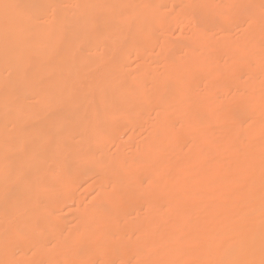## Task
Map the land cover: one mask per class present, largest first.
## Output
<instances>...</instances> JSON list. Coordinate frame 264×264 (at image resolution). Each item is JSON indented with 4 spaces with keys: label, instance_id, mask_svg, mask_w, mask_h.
I'll list each match as a JSON object with an SVG mask.
<instances>
[{
    "label": "bare ground",
    "instance_id": "bare-ground-1",
    "mask_svg": "<svg viewBox=\"0 0 264 264\" xmlns=\"http://www.w3.org/2000/svg\"><path fill=\"white\" fill-rule=\"evenodd\" d=\"M164 1L165 0H140V2H139V0H138L137 2H139V4L138 3L134 4L133 3V2H135L134 0L132 3L129 0H111V2L109 4L104 1L106 3L105 4V3H103V0H0V199L2 200L3 198H5V200H6V202H3V204H0V236L2 234H3V236L9 234L8 239H9L10 243H8L9 241L4 243L5 244L4 246H7L6 244H8L7 247L10 248L9 253L12 252V250H13L12 248H15L14 250H16V247L22 246L23 243L26 242V240L28 242H30L31 244L35 245L33 248H31V247L28 248L27 247L28 245L24 243V246H26V247L24 248L22 246L23 247L22 248V254H20L21 250L18 247L17 249H19V251L17 252V251L13 250V252H14V253L12 252L13 257L10 255L11 260L9 258L8 250L6 251L7 253L6 252H3V254L0 253V255H1L0 258L1 257L4 258V254L5 253L7 254V256H5L6 259L5 258L3 260L0 259V261L2 263L4 262V264H8V263H11V264H38V263H40V264H75L76 263L77 264V262H78V264H79L81 260L82 261H83V259L85 260V258L87 257L86 255H90L88 257H91L90 259L93 260V258L100 255V252H97V251H99L102 247H103L102 249H105V248L110 246V250H108V255H106L104 257V259H109V258L111 259L110 256L112 255L114 258L119 257L120 262H122L121 264H123V262L127 264L128 260L126 257H124V254L122 252L123 249L121 250L123 256H121V254H120V256H117L116 252L114 251V248L116 246H118V247L121 246V248L125 247V249L123 251H124V253L126 252L125 253L126 256L130 257L131 255L136 254V256L135 257L132 256V258L134 257L135 258V259L133 258L134 260L139 258L138 261L139 260L142 261V264H164L165 255L172 252V250L175 247V245H173L174 243L178 244L176 242V237L185 233V234H183V235H185V238L187 236L186 239L190 240V238H188V236L191 235V233H192L191 229H193L192 227L198 222L199 218L198 219H195V218L191 219V218L187 217L190 215L189 211H187L190 208L189 209L185 208L186 210H184L183 208L180 207L181 209H179V204H181L180 203L181 200H183L185 198L186 199L189 198L192 201V207H194L193 203L194 204L197 203V205H198L199 202L203 203L204 202L203 200H206L207 197L208 198L211 197V199H212L213 195L210 196V194L213 193L211 191H213L212 189H214L215 183H213L214 186L211 184L212 187H210V188H208L209 185L207 186L205 184H203V185L201 184L202 185L201 186V185H199V183H196L198 180L197 178L198 177H199V179L201 178V176H202L201 172L203 170L202 171H200V170L196 171L197 169L195 170L197 173L192 176V181H190L189 186H186V185H184V186L178 185L177 186V184H176L175 187H171L169 190L170 195L168 197L161 198L162 197L161 193L158 192L156 194L155 191L151 190L152 192H149L148 194H146L143 197V199H140L139 201L141 202L142 207L143 206L145 208L150 207L153 209L152 213H151V217H149L147 219L145 225L143 224L144 221L139 223V224L135 223V222L133 223V222L128 221L127 216L128 215L131 216L130 213L132 214V212H130L131 208H130L128 213H122L117 206V201L116 200H115L116 202L113 201L114 195L112 194V191L108 192V190L105 187V184H107V183L101 182L102 180H100V183H97L98 181H95V182H92L90 184L92 186V188H93V186L99 185V193L97 196L99 201L96 202V204L93 206L84 207L83 209H80L78 212V215H79L78 216V218H79L78 223L84 224L82 226V228H80V227L71 228L70 224L72 222L71 221L72 219L70 220L68 218H64L63 216L62 217L55 216L57 214V210L55 211L56 213H54L55 215L53 214V211L55 209H59L62 206H66V207L69 206L70 207V206H74V205L76 206L77 205L76 207L80 208L83 204H85L84 197H82V194L80 195V193H78L76 188L79 190L78 186L79 185L81 186V184L83 183V181L85 179L84 177H86V175L89 176L90 174L94 175L96 173L95 175L99 176V174H100V176L103 175V178H104L103 181H105V179L107 178L106 177V175H107L106 173L108 172L107 169L110 170V168L116 166L115 163L117 164V162H119L121 160L122 161L126 160L127 166H126V168L123 167L125 170L123 169L124 170L123 171L122 168H120V170L123 171L122 173L129 172V171L133 170L135 165H137V164H134L133 162H131L133 159L131 160V159H129V157L127 158L124 154L119 153L118 150L120 148L117 149L116 153H118V155L115 156L114 158H111V156H110V158H106L108 156L103 155V153H108L109 150L107 151L108 147L106 149L107 142L103 141V140H105L103 137H102L103 140H102V138L100 139L101 135L99 137V133H101L103 131V129L107 126L112 127V128L114 126V129L118 126L117 125L115 127V125L118 124V122H119V118L117 116H119V113H122L124 111L123 110L124 107H122V105L124 104L123 103L124 101L121 102L122 105L119 102H120V99H123L121 96L126 98V96H125L126 94L123 95L122 91H121L120 93L122 95L120 93H119V95H115V96H119L121 98H119V97L113 98L114 96H112L110 94H114V92L107 94V92L109 90H106L108 88L111 90V86H109V85H112V84H108V85L104 84V86L105 87L108 86V88H105V87H103V85H101V86H98L100 90L97 89V91H98L97 95L99 92L101 93L103 90L105 91V94H104V91L102 92L103 93V96H102L103 99L101 97H99V98H101V99H99L96 96H94L96 93L94 94V91H92V88H91L92 86H89L88 78L90 77L89 78L90 83H93V82H91V80L93 81L94 80L93 78H96V77H98L99 80H102L100 78L103 77L104 74H107V72L109 73V75H110V73L114 74V71H116V67H114L113 65H111L113 67L112 69H111V67L110 68L107 67L110 70L105 69L106 71L108 70L106 73H103L104 70H103V72L101 70V74H103V75L100 74V71H97V73H93L94 71H96V70L92 69V68H95V67H93V65L94 66L97 65V64H95V63H97V61L101 62L104 59V56H102L103 54L100 53L101 56L99 55L100 56V58H99L100 60H99L98 59L99 56L94 58L95 54L93 55L92 54L93 52H91V51H93V49H95L96 47H100L103 45L105 46V50L108 49L107 47H109V48L115 47V48H111V50L109 51V54L107 53L108 55L106 53H104L107 57L110 55V59H111L112 56H114V53L117 50H120L121 47H123L125 45L131 46L133 44L134 45L137 44L138 46L137 45L136 46L139 48V46H141L143 43L147 44V42L150 41V38L147 35L150 31H152L154 24H156V20L154 18L158 14L160 15V8H161L160 4H161V2L164 3ZM167 1H165V2H167ZM171 1H174V0H171ZM183 1H185V0H183ZM245 1L248 2V0H245ZM177 3H179V2L177 1ZM257 3L259 4V1ZM166 4H168V3H166ZM229 5H227V6H229ZM161 6H163V5H161ZM224 6H226V5H224ZM163 7H165V5ZM201 7H203V6L201 5ZM217 10H219V9H217ZM248 11H247V13H248ZM258 11H259V9H258ZM227 12H229V11H227ZM237 12H239V10H237ZM224 13H226V12H224ZM216 14H219V13H216ZM258 15H260V14H258ZM213 16H215V15H213ZM148 17L150 18L149 20H151V21L149 24L144 25L145 23H142V22H143V20H146L145 18H148ZM196 17H198V16H196ZM254 17H257V16L255 15ZM157 18L159 19L162 17H157ZM200 18H202V17L200 16ZM205 18H206V16H205ZM211 18L212 17H210V19ZM231 18H232V16H231ZM233 18H234V16H233ZM128 19L130 21L132 19V22L130 23L129 27H127V25H128L127 20ZM216 20H215V23H216ZM200 21H202V20L198 21V19H197V22H200ZM165 22H164V24H165ZM147 23H148V21H147ZM213 23H214V21L211 23V27L214 26ZM217 24H216V26H217ZM234 24H235V22H234ZM220 25H222V24H220ZM141 26H143V28L146 32V33H144L145 38L144 37L143 38L142 37L141 38H134L133 44H130V42L132 43V40L128 43L129 40L127 41L126 37L129 33V30L135 28V29H137V31H140V30H138V27H141ZM202 26L205 27L206 25L205 26L202 25ZM218 26H219V24H218ZM218 26L215 28H218ZM235 27H237V26H235ZM194 28H196V26ZM222 29H224V27ZM255 31H256V29H255ZM134 32H136V31L134 30ZM198 32L201 33V31H199V30H198ZM140 33L141 32H139V34ZM248 34H251V33H248ZM232 36L233 35H231V38H233ZM130 38H132V37H130ZM147 38H149V39H147ZM166 40H167V38H166ZM217 40L216 41L214 40V41L217 43ZM189 41H191V40H189ZM206 42H208V41L206 40ZM202 43H200V44H202ZM209 43H208V45H209ZM139 44H141V45H139ZM186 44L188 45L189 48H191L190 45L192 46V42H190L189 44L186 42ZM217 44H219V43H217ZM204 45H206V44H204ZM222 45H223V43H222ZM262 45H264V44H262ZM127 46H125V48L122 50L127 52L128 51V50L126 51V48H128ZM147 46H148V44H147ZM143 47H145V45ZM134 48H135V46L133 47V49ZM203 48H205V47L203 46ZM251 49H252V47H251ZM95 53H97V52H95ZM230 53H234V52H229V55H231ZM238 53H240V52H238ZM238 53H236V54L238 55ZM253 53H255V52H253ZM122 54H120L119 56L122 57ZM240 55H242V54H240ZM106 56H105V58H106ZM78 57H80V58L82 57L81 61L79 60L80 58L78 59ZM238 57H239V55H238ZM260 57H262V56H260ZM114 58H115V56H114ZM148 58H149V56H148ZM107 59H109V57ZM249 59H251V58H249ZM116 60H117V58H116ZM78 61L82 62L84 65L82 63H81L82 65L78 63L80 65V68L78 67V69H76L75 67L79 66L77 64ZM117 61H120V62H117ZM117 61L114 60V65H116L117 63H120V64L124 63V60H123V62H121V59L117 60ZM142 61H144V60H142ZM256 61H258V60H256ZM260 61H261V59H260ZM110 62H111V64H113L112 60ZM115 62H117V63H115ZM75 63L77 66L74 67L73 65H75ZM177 63H179V62H177ZM175 64H176V62H175ZM117 65H118V67H121L119 64H117ZM173 65H174V63H173ZM122 67H121V69H122ZM118 69H119V72L118 71L117 72L119 74L117 72L116 73L118 75H122V79H123L122 82L125 81V83H127V82H131V80L134 79V77H135L134 74L131 75L130 73L129 74L126 73L127 75L124 76V74H121L120 68H118ZM206 69H205V71H206ZM91 70H92V72H91ZM245 70H247V69H245ZM83 71H84V73H83ZM86 71H88V72H86ZM89 72L93 73L94 75L89 73ZM98 72H99V76L97 75ZM133 72H135V71H133ZM116 73H115L113 78L110 77L111 80L117 81L118 80L117 78L118 77L120 78V76L116 77ZM196 73L197 72H195V74ZM206 74H207V72H206ZM210 74L208 76H210ZM241 74H242V72H241ZM90 75H93V76H90ZM129 75H130V77L127 78ZM213 75H214V73H213ZM81 76L84 78H82ZM257 76H258V74H257ZM85 77H86V79H85ZM123 77H125V79ZM196 77H198V76H196ZM106 78H107V76H106ZM140 78H142V77H140ZM247 78H248V76H247ZM147 80H143L146 82V83H144V85L147 84ZM122 82L119 86H117V84L116 85L113 84L112 89L114 90L117 87H120V89L129 88V86H127L128 83L127 84L124 83L126 86H122ZM132 84H130V87L133 88L135 82L133 85ZM212 84H214V83H212ZM98 85H99V82H98ZM114 86L115 87L117 86V87L115 88ZM101 87H103V90H101ZM146 87L147 86H145V88ZM132 88H130V90ZM135 89H136V85H135ZM208 89H210V88H208ZM211 89H212V87H211ZM116 90H118V88ZM116 90H114L115 93H116ZM124 90H123V92H124ZM200 90H201V88H200ZM132 91L133 90H131V92ZM224 91H223V93H224ZM91 92H93V93H91ZM131 92H128V93L130 94ZM229 92H231V91H229ZM126 93H127V91H126ZM239 93L240 92H238V94ZM250 93H251V91H250ZM258 93H260V92H258ZM258 93H256V94H258ZM104 95H106V96H104ZM96 98H97V100L99 99V101L101 103H99V101H97ZM259 100H261V98ZM259 100H258V98L256 99V101L258 103H261V101H259ZM130 101L131 100H129V102ZM263 101H264V99H263ZM246 102H247V100H246ZM243 103H241V104L243 105ZM117 104L118 105L120 104L119 106H121V107L118 108ZM250 104H252V102ZM169 105H170V103H169ZM199 105H201V104H199ZM233 105H235V104H233ZM245 106H244V108H247ZM165 107H166V105H165ZM229 107H230V105H229ZM234 107H232V108H234ZM168 108H169V106H168ZM225 108H226V104H225ZM233 110L234 109H232V111ZM120 111H122V112H120ZM262 111H264V110H262ZM197 112H199V110ZM208 115H209V113H208ZM208 115H207V117H208ZM91 116H99L101 118L98 122L95 123L92 120H90ZM259 118H261V117H259ZM201 119H202V117H201ZM238 120H240V121L234 120L235 121L234 124L237 127L239 125L243 126L244 125L243 123H246V124L248 123V120H245V118L244 119L239 118ZM254 120H256V119L253 118L252 121H254ZM245 121H247V122H245ZM252 121L249 120L250 124H252L253 127L251 126L252 128L249 129L250 131L249 130L247 131L246 136H245L247 138L251 134L247 138L248 140H249V138H251V141L253 139L257 138V137L253 138L252 136H257V135L261 134L262 132H264L263 130H261V122H262L261 120H260V123L258 120H257L258 122H255V121L252 122ZM236 122L238 125L236 124ZM241 122H242V124H241ZM231 123H233V122L231 121ZM253 123L254 124L256 123V124L254 125ZM120 125H121V123L119 124V126ZM126 125H128V123ZM225 125L227 126L228 124L223 123L221 125V127H224ZM240 126H239V129H240ZM262 127L264 129V126H262ZM245 128L243 127L244 131H246ZM205 129H207V128H205ZM220 129H222L221 131H223V128H220ZM225 130H227V128ZM232 130H233L232 132H235L234 131L235 128H232ZM226 132L224 131V133H226ZM249 132H250V134H249ZM159 133L160 132H158L157 134L159 135ZM228 133H230V131ZM228 133L226 135H228ZM242 133H243V131H242ZM72 134L76 135L75 136L76 139H74V141H73L70 138V140H68V141H71V144L66 145L67 138ZM162 134L163 133H160L161 136H162ZM238 134H239V132H238ZM220 135H221V133H220ZM232 135H233V133H232ZM232 135H231V137L233 138ZM260 136H262V135H259V137ZM96 138H98L100 140H98ZM234 138H235V135H234ZM260 138H257V139H260ZM156 139H160V136H159V138L157 137ZM223 139H221V140L223 141ZM183 141H184V139H183ZM241 141L242 140H240V143H242ZM243 141H246V140L244 139ZM228 143L230 144V142H228ZM261 143L262 142H259L258 145H256V147H254V148H257V146H259V145H260V148H262L263 145L261 146ZM157 144L154 147L155 149H159L157 147L158 146ZM159 144H161V143H159ZM218 144H219V142H218ZM247 145H248V142H247ZM252 145H254V144H252ZM147 146H149V144ZM150 147H152V146H150ZM235 147L238 149L239 146L238 147L235 146ZM240 147L244 151V149L246 148V145H244V143H243V144H241ZM250 147L253 148V146H250ZM93 149L94 150L96 149V150L93 151ZM105 149L107 152L105 151ZM155 149H154V151H155ZM198 149H200V147ZM230 149L232 150V148H230ZM238 150H237V152H238ZM255 150L257 151V149H255ZM141 151L146 154L149 151L152 152V149L149 150L146 147H145V149L142 147ZM156 151H158V153H159L158 158L159 159L161 158V161H162V159L166 155L165 149L160 148L159 150H156ZM100 152L101 153L103 152V153L101 155H98ZM131 152H129V154H132ZM257 152H259V151H257ZM259 153H261V152H259ZM259 153H257V155ZM198 154H197V157H198ZM204 154H205V152H204ZM239 154H240V152H239ZM102 155L104 157H102ZM142 155H144V154H142ZM257 155L255 154L254 159L263 156L262 154H260L258 156ZM98 156H101L102 158L100 159V157H98ZM201 156H203V155H201ZM193 157H195V156H193ZM193 157H192V159H193ZM214 157H215V155H214ZM239 157H241V156H239ZM141 158H143V157H141ZM205 158H206V156L204 157V159ZM201 159H202V157H201ZM217 159H219V158H217ZM135 160L136 159H134V162H135ZM142 160H144V159H142ZM156 160L154 161L155 163H156ZM161 161L159 160L158 162L160 163ZM198 161H201V160H198ZM139 162L141 163V161H139ZM215 162L218 163L217 161H215ZM219 162H221V161L219 160ZM142 163H144V161ZM161 163H160V165H161ZM213 163H214V161H213ZM233 163H235V162H233ZM254 163H256V162H254ZM151 164H152V161H151ZM151 164H149V162L144 163L141 165V167L143 169L147 170V168H150L152 166ZM165 164H168V163H165ZM243 164H245V163H243ZM259 164H261V163L258 162L257 165H259ZM138 165H140V164L138 163ZM209 165H211V162ZM254 166L250 170L255 169L256 171H253V172L249 171L250 172L249 175L251 174L250 175L251 177L249 176V179L247 178L248 182L244 181V182H247L246 184H244V186L234 188L233 184L232 185L229 184L230 187H227L228 182L225 181L227 183H224V184H226L225 186L227 188H225V186H222L223 189L221 188L222 193L221 192L219 193V194H221L220 197L218 198L219 201L216 202L215 200H217V199H215V200L210 199L211 202H213V201L216 202V204H215V202H213V204H212L209 201V199L206 200V201H209L210 204L206 203V207L205 206H204L205 208L203 207L205 209V213L209 210L213 211V209H215L214 204L219 209H221L223 207H225L224 209H229L231 207L230 205H232L235 209L234 212H237V213L239 212L240 214L242 213L241 215L237 214L240 218L239 219V218H236V216H237L236 213L234 214L233 211H232V213L230 212L233 209L232 207H231L232 208L231 210L230 209L228 210L229 214H231V215L226 214L227 217L225 216V218L229 219V222H230V224L232 222V225L234 223L238 222L233 226L232 225L229 226V223H227L228 220L224 219V216L222 214L221 215L219 214L220 215V216H218L219 217L218 218L219 223H217L218 221L213 222V226L215 225V223L217 224V225H215V227L218 226V224H220L219 219L221 217H223L222 218L223 221L224 220L226 221L225 224L226 225L228 224L227 226H225L224 222L222 221L220 225H222V223H223L225 228H222L223 225L218 226V228L221 227L220 229L215 228V227H211V225H212L211 221L213 219L212 220L210 219L211 225H209V220H207L208 219L207 217H206L207 219H204V220H206V222L205 221L204 222L208 224L207 226H209L211 229L215 228L213 230H211L209 227H208V229H207V227L205 228L207 230L204 231L203 234L205 232H207V234L205 233L206 238L209 239L211 236H213V237L216 236L218 239V236L220 234L219 239H221V241L223 239L228 240L227 237H229L231 239V237H233L234 232H236L234 238L237 239V240L235 239L236 243L232 240L234 243H229V244H231L230 246H229V244H226V243H224V244H226V246H223V245L220 246L221 244L219 245V243H218L217 246L219 245L220 246L219 248H217V246L211 247V246H213V245H211V243H210V245L208 244V247H210V248L207 247L208 251H205L207 254H206V256L204 255L205 258L207 259V261L210 258L211 259L216 258L218 260V258L220 257V260H218L219 263L217 262L218 264H246V262H248V261H249V263L254 261V264H261V263L264 264V261H263L264 260L263 259L264 253L261 254L262 251L264 250V248H263L264 245H261L263 243V242H261V238L264 237V232L261 233L262 232L261 227L263 229V226H261V221L256 222L257 218H256V220H254L255 221L254 225L257 224L256 225L257 229L254 230V232H251L252 235H251V233H249L248 235H250V236H248V237H246V235L248 233L247 232L248 227L246 228L247 225L245 226L246 222L248 223V221H244L245 223L241 222V220H242L241 217L243 218V217H247L249 214L251 215V211L253 213H257L258 210H260L261 206H262L261 205V201H262L261 200V192L258 191V193L255 192L256 195L253 194L254 191L256 190L257 185L259 186V182L261 181V165L257 166L258 168L254 167ZM161 168L164 169L163 167H161ZM161 168L159 170L160 171L159 173H158V170H157V172L156 171L154 172V173H157L155 175H158V176L153 177L154 179L152 178V176H150L153 179L149 183L152 185V187L156 186L160 182L159 180H162L163 176H165V175H162L163 173L161 171ZM218 168H217V170H218ZM114 169H116V168H114ZM153 169L154 168H152V170ZM166 169H167V167H166ZM207 169H209V168H207ZM228 169H230V168L227 167L226 170L228 171ZM223 170H224V168H223ZM114 172H116V171H114ZM209 172H211V170ZM228 172L230 173L231 171H228ZM200 173H201V176H200ZM111 174H112V172H111ZM211 175H212V173L210 174V176ZM214 175L215 174H213V176ZM227 175L230 176V174H228V173H227ZM88 176H87V178H88ZM111 176H113V174ZM207 176H209V175H207ZM108 177L111 178L110 176H108ZM92 180H94V179H92ZM95 180H97L96 177H95ZM117 181H115L113 178L112 182L111 181L110 182L112 184V183H117ZM163 181H164V179H163ZM86 183H87V181H86ZM262 183H263V181L260 183V185ZM84 184H85V182H84ZM139 184H140V181L136 180L130 184H125V185L121 186V188L129 191L130 189L138 187ZM91 186H89V187H91ZM114 186L115 185H113V187ZM60 187L61 188L64 187V189H61ZM115 188L116 187H114V189ZM259 188H260V186H259ZM114 189H113V191H114ZM153 190H155V189H153ZM165 191H168V190H165ZM237 192H241V193L245 192L246 194L247 193L251 194V192H253L252 194L255 195V197L252 195L253 197L249 202L248 201H245L244 203L242 202L243 205L248 206L247 209L245 207H243L242 204H241L242 207L239 206L240 208H242L240 211H243L244 209H246L248 212H250V213H246L247 211L246 212L244 211L245 216L243 215L244 214L243 212L236 210L237 208H235V205H237L236 207H238V203H235V204L231 203L230 204V202H229L230 205L227 204V202L230 200L229 198L230 197L233 198V195L236 194ZM208 194L210 197L207 196ZM115 196H118V195H115ZM234 196H236V195H234ZM205 197H206V199H205ZM5 200H3V201H5ZM178 202H179V204H178ZM239 203H241V202H239ZM203 204L205 205V202ZM141 205H139V206H141ZM176 205H178V207H175L176 208L175 210H173V208L171 209V207L176 206ZM187 205H188V203H187ZM199 205H201V204H199ZM239 207H238V209H240ZM203 208H202V210H204ZM140 209H141V207H140ZM219 209H217V210H219ZM191 210H192V208H191ZM72 211H75V210L72 209ZM215 211H216V209H215ZM220 212H222L224 214V210H221ZM114 213H116L118 215H116ZM192 213H194V212H192ZM201 213H202V211H201ZM226 213H227V211H226ZM110 214H113L112 216H115V217H112ZM193 215H196V214H193ZM197 215H198V212H197ZM200 215L202 216V214H200ZM232 215H236V216H234L235 220H233L234 218H232V221H230V217H233ZM117 216H119V217L117 218ZM183 216H186V217H183ZM201 216H199V217H201ZM182 217L185 218L186 220L185 219L183 220ZM215 219L217 220V217ZM259 219L261 220V217ZM115 220H119V221L117 223H115ZM180 221L182 223H180ZM171 222L172 223L178 222V223L174 224L176 226H178L177 224H179V226L182 224L181 225L182 229L176 228L177 232H175L176 231L175 228H173V229L169 228L172 226ZM249 222H250V220H249ZM204 226H206V224H204ZM249 227H251V226H249ZM179 229H181L182 232H180ZM244 229L246 230V232H244ZM194 230H197V228ZM214 230H216L215 231L216 233H217V230H220V232L218 231L219 234L214 233ZM134 231L139 233V237L135 236L136 234L133 235ZM189 231H191V232L188 234ZM211 231H213V232H211ZM125 233H127V235ZM212 233L215 235H213ZM237 233H238V235H236ZM245 233H246V235H245ZM128 234H129V236H128ZM196 234L197 233H195V236H196ZM210 234H212V235L210 236ZM98 235H100V237H99L100 241L98 240V243H96L98 246L97 245H95V247L93 246L94 249L91 251V253L93 255L96 252L98 254H96L94 256L91 255V253L89 251L93 248L92 247L90 250L88 249L89 251L86 250V252H89L88 254L87 253L85 254V252H83L85 254V258H84V254L81 255L80 261H77V260H79V257H77L78 258L77 260H76V257H73V259L71 258V254L74 251H77L76 250L77 248H80V249L83 248L85 246L87 240H89L91 237H95ZM199 235L201 236L202 234L199 233ZM230 235H232V236H230ZM125 236H127V238H125ZM134 236L136 238H134ZM236 236H239V238H237ZM53 237H54L55 245L52 246L53 248H50L47 245H49V243H50L49 239H51ZM213 237L210 238V240H212ZM170 238L171 239L175 238L174 239L175 242L173 240H171ZM182 238H184V236H182ZM204 238H205V236H204ZM8 239H6V240H8ZM29 239H31V241ZM32 239L34 241H37V242L39 241L38 244H35V242ZM168 239L170 241H172L173 244L167 247V245H165V242ZM177 239H178L177 240L178 242L180 240H182V239L179 240V237ZM186 239H183V240H186ZM196 240H194V241H196ZM191 241H192V239H191ZM47 242H49V243H47ZM185 243H187V242H185ZM169 244H171V242ZM4 246L2 245L1 247H3V249H4ZM38 246H39V248H38ZM104 246H105V248H104ZM1 247H0V249H1ZM112 247H113V249H112ZM118 247H116V248L120 251V249ZM141 247L143 248L142 250H138L135 253L134 252L131 253V255H127L128 251L132 252V250L135 251L136 249H139ZM185 248H187L186 245H185ZM102 249L100 251H102ZM127 249H130V250L127 251ZM191 249H192V247H191ZM238 249L239 250L242 249L244 251L240 252ZM111 250L114 251L115 254L113 252L110 253ZM185 250H187V249H185ZM30 252L35 253V256H34V258L32 257V258L28 259L29 257L27 254ZM15 253H16V255L19 253V255H21V256L17 255L19 258H17V257L14 258ZM117 253L119 254L120 252L117 251ZM67 254H69V255H67ZM173 254H176V253H173ZM185 255H186V253L182 256L184 257ZM182 256H180V259L183 258ZM120 257L121 258L123 257L122 258L123 260H121ZM194 257H196V256L194 255ZM132 258H128V259H132ZM175 258H174V261H175ZM86 259L90 260L89 258H86ZM172 259H173V257H172ZM172 259H170V260H172ZM5 260L6 261L8 260V262L5 263ZM102 260H103V257L101 258L100 261H102ZM107 261L103 260L99 264H101V263L106 264V262H107V264L115 263L114 260H113V262L110 260H107ZM89 262H87L85 260L81 264H88ZM130 262H132V264H135V262L133 263L132 260L131 261L129 260V263ZM118 264H120V263H118ZM169 264H178V262L176 260L175 262H173V263L170 262ZM192 264H194V263H192ZM195 264H198V263H195ZM215 264H216V262H215Z\"/></svg>",
    "mask_w": 264,
    "mask_h": 264
},
{
    "label": "rangeland",
    "instance_id": "rangeland-1",
    "mask_svg": "<svg viewBox=\"0 0 264 264\" xmlns=\"http://www.w3.org/2000/svg\"><path fill=\"white\" fill-rule=\"evenodd\" d=\"M104 1L106 3H108V4L111 2V0L110 1L109 0H103V3H105ZM129 1L131 3L133 2V0H129ZM134 1H135V2H133L134 4H137V3L139 4V2H140V0H139V2H137L138 0H134ZM165 1H167V0H165ZM165 1H164V3L161 2V4H160V7L161 8L165 5V7H163L162 9L160 8V15L158 14L154 18L156 20V24H154V26H153L154 29L152 28V31H150L148 33V35H147L150 38V41H151V42L150 41H148V42L146 41L147 44H148V46H147V44L143 43L145 45V47H143L144 45L141 43L142 45L139 44L141 46H139V48H138L137 47L138 46L137 44H136L137 46L133 44L134 43L133 42V39L134 38H141V37L142 38L143 37L145 38V34L144 33H146V32H145L143 26H141V27H138V30H140V31H137V29H135V28L134 29H131L130 28L132 31L129 30V33H128L126 39H127V41L129 40L128 43L132 40V43L130 42V44H133V45H131V46L130 45H128V46L125 45V46L128 47V48H126V51L128 50L127 52H125V51L122 50V49L125 48V46H123V47H121L120 50H117L115 53L113 52L115 58H114V56H112V58L110 59V55H109L108 56L109 59H107L108 57L104 53H106V54L108 53L109 54V51L111 50V48H115V47H111V48L107 47L108 49L105 50V46L103 45V46H100V47H96L95 49H93V51H91V52H93L92 53L93 55L95 54L94 55V58L95 57H98L100 55V53L103 54L102 56H104V59L102 58L103 60L101 62L100 61H97V63H95L97 65H95V66L93 65V67L96 68V69L95 68H92V69L96 70L93 73H97V71H100V74H101V70H102V72L104 70L103 73H106L108 70H110L107 67H109V68L111 67V69L113 68L111 65H113L114 67H116V71H114V74L113 73H110L111 76L109 75L108 72H107V74H104V75L101 74V75H103V77L100 78L102 80H99V78L96 77V78H93L94 79L93 81L91 80V82H93V83H90V79H89L90 77L88 78L89 86H92L91 87L92 88V91H94V94L96 93L95 95L94 94L93 95L96 96L97 98L101 97L103 99V97H102L103 96V93L102 92L104 91L103 90V87H105L104 84L105 85L112 84V85H109V86H111V90L108 88V86L105 87V88H108L106 90H109L110 91V92L108 91L107 94H110L111 92L112 93L114 92V94H110V95L114 96L113 98H115V97L117 98L119 96H115V95H119V93L122 91V94L123 95L126 94L125 96L128 99L127 100L125 97L121 96L122 94L120 93L121 94L120 96L123 99H120V102L119 103L121 104V102L124 101L123 102L124 104L123 105L121 104L122 107H124L123 108L124 111L123 110H122L123 112L120 111L122 113H119V116H117L119 118V122L121 123V125L119 126L120 123L118 122V124L115 125V127L118 125L115 129H114V126H113V128L107 126V127H105L103 129V131L101 133H99V137L101 135L100 139L103 137L105 140H103V138H102V140L104 142L105 141L107 142L106 149L108 147L107 151L109 150L108 153H103V152L102 153H103L104 156L105 155L108 156L106 158H110V156H111V158H114L115 156L118 155V153H116L117 149L120 148L121 150L120 149L118 150L119 153L124 154L127 158L129 157V159H131V160L133 159L131 162H133L134 164H137V165H135V167L133 168V170H131L129 172H124L125 173L124 174L122 172L125 170L124 168H126L127 163H126V160L125 161H122L121 160V161L117 162V164L115 163L116 166L110 168V170L107 169L108 172L106 174L107 175L109 174L108 176H110L111 178H109L106 175V177L108 179L106 178L105 181H103V179H104L103 178V175L100 176V174H99V176L98 175H95L96 173L94 175L93 174H90L89 176L86 175V177H84L85 179L83 178L84 179V181L82 183L83 185L81 184V186L80 185L78 186L79 190L76 188V190L78 191V193H80V195L82 194V197H84L85 204H83L80 208L76 207L77 205L76 206L75 205L74 206H70V207L69 206H67V207L66 206H62L59 209H55L54 211L52 210L53 211V214L56 213L55 211L57 210V214L56 215L54 214L55 216H58V217H62L63 216L64 218H68L70 220L72 219L71 220L72 222L70 224L71 228H77V227L82 228V226L84 224L78 223V219H79L78 218V216H79L78 215V212H79L80 209H83L84 207L93 206V205L96 204V202L99 201L98 198H97L98 193H99V185H97L98 187L97 186H93V188H92V186L90 184L92 182H95V181H98L97 183H100V180H102L101 182L107 183V184H105V187L108 190V192H111L112 191V194L114 195L113 196V198H114L113 201H115V200L117 201V206H118V208L120 209V211L122 213H128L129 210H130V208H131V211L130 212H132V214L130 213L131 216H129V215H128L129 217L127 216L128 221L129 222H133V223L135 222V223H138V224L144 221L143 224L145 225L147 219L149 217H151V213H152V210L153 209L150 208V207L149 208H145L144 206H143L144 207L143 208L142 205H141V202L139 200L140 199H143V197L146 194H148L149 192L155 191L156 194L159 192V193H161V196H162L161 198L168 197L170 195L169 190H170L171 187H175L176 184H177V186L178 185L179 186L180 185L189 186L190 185V181H192V176L197 173L196 171H199V170L202 171L203 170L201 172L202 173V176H201V173H200L201 178L199 179V177H198L197 178L198 180H197L196 183H199V185H201V184L202 185L205 184L207 186L209 185L208 188L212 187L213 183H215L214 184L215 187H214V189H212L213 191H211L213 193L210 194V196L213 195L214 197L212 196V199H211V197L208 194L207 196H209L210 198L207 197V199H206V197H205V199L206 200L209 199L210 202L213 199L214 200L217 199V200H215L217 202V201H219L218 198L221 195L219 193L223 189L222 186H225L226 185L224 183H227L228 182V186L227 187H230L229 184L230 185L233 184V187L234 188L235 187L244 186V184H246L248 182L249 176L251 175V174L249 175V173H250L249 171H251V172L256 171L255 169L254 170H250L256 164L254 167H257V166L261 165V181L259 182L260 188L257 185V187H256V190L257 191L255 190L254 193L251 192V194L250 193H247L246 194L245 192L244 193L237 192L236 194H234L236 196L233 195V198L232 197L229 198L232 202L228 199L229 201L227 202V204L230 205L231 203L232 204L233 203L234 204L235 203H238V207L239 206L242 207V205H243L242 202L243 203L245 201H248L249 202L252 199L253 196L255 197V195H256L255 192H257V193H258V191L261 192V200L263 202L261 201V205L262 206H261V209L258 210L259 213L255 210L258 214L257 213H253L251 211V215L250 214L248 216L246 215L247 217H243V218L241 216L240 217L243 220V221L241 220V222L248 221V223L246 222V224H245V226L247 225L246 228L247 227L249 228V229L247 228V230H248L247 231L248 232L247 235L245 233L246 237L250 236L248 234L251 233V232H254V230L257 229V226H256L257 224L254 225V222H255L254 220H256V218H257L256 222L257 221H261V226H263V229L261 227V231H262L261 233H263L264 232V220H263L264 219V200H263L264 199V196H263L264 195V150H263L264 149V144H263L264 143V132L261 131L262 133L259 134V135H262L263 136V137L260 136L261 138L259 137V135L252 136L253 138H255V137L260 138L261 140L260 139H257V138H255L256 140L253 139L252 141H251V138H249V140H248L247 138L251 135L250 132H249L250 135L247 138L245 136H246L247 131L250 128L253 127V125L250 124V122H249V120L252 121L253 118L256 119V120H254L255 122H258L259 121V123H260V120L262 121L261 122V130L264 131V129L262 127V126H264V111H262V110H264V101H263V99H264V48H263L264 45H262V44H264V7H263L264 6V4H263L264 3V0H248V2H246L245 0H243V1L242 0H236V1L235 0H227V1L226 0H189V1L188 0H185V1H183V0L182 1L181 0H177L180 4L177 3L176 0H174V1L168 0L167 2H165ZM258 1H259V4L257 3ZM166 3H168V4H166ZM161 5H163V6H161ZM201 5L203 7H201ZM224 5H226V6H224ZM227 5H229L230 7L227 6ZM217 9H219V10H217ZM258 9H259V11L261 13L258 11ZM237 10H239V12H237ZM223 11L226 12V13H224ZM227 11H229V12H227ZM247 11H248V13H247ZM215 12L216 13H219V14H216ZM258 14H260V15H258ZM213 15H215V16H213ZM255 15L257 17H254ZM196 16H198V17H196ZM200 16L202 18H200ZM205 16H206V18H205ZM231 16H232V18H231ZM233 16H234V18H233ZM157 17H162V18H159L158 19ZM210 17H212V18L210 19ZM145 19L146 20H143L142 23H145L144 25L149 24L150 21H151V20H149L150 18L148 17V18H145ZM197 19H198V21L199 20H202V21L197 22ZM215 20H216V23H215ZM147 21H148V23H147ZM213 21H214V23H213L214 26L211 27V23ZM131 22H132V19H131V21L129 19L127 20V24H128V25L126 24L127 27H129V25H130ZM164 22H165V24H164ZM234 22H235V24H234ZM217 23L219 24V26H218ZM216 24H217L218 28H215V27H217ZM220 24H222V25H220ZM194 25L196 26V28H194L195 27ZM202 25H204V26L206 25V26L203 27ZM235 26H237V27H235ZM223 27H224V29H222ZM255 29H256V31H255ZM134 30L136 32H134ZM198 30L201 31V33H199ZM139 32H141V33L139 34ZM248 33H251V34H248ZM231 35H233L232 36L233 38H231ZM130 37H132V38H130ZM149 38H147V39H149ZM166 38H167V40H166ZM189 40H191V41H189ZM206 40L208 42H206ZM214 40L215 41L217 40V43H219V44H217ZM186 42L188 44L190 42H192V46L190 45L191 48L188 47V45L186 44ZM202 42L204 44H206V45H204ZM221 42L223 43V45H222ZM200 43H202V44H200ZM208 43H209V45H208ZM134 46H135V48L133 49ZM193 46L194 47L196 46V47L194 48ZM203 46L205 48H203ZM251 47H252V49H251ZM236 50L238 52H240V53H238ZM228 51L229 52H234V53H230L231 55H229V52ZM95 52H97V53H95ZM253 52H255L256 54L253 53ZM236 53H238L239 57H238V55ZM120 54H122V57L119 56ZM240 54H242V55H240ZM100 56L98 57V59L100 58ZM105 56H106V58H105ZM148 56H149V58H148ZM260 56H262V57H260ZM79 58L80 57H78V59ZM116 58H117V60H120L121 59V62H123V60H124V63H121V64L120 63H117V62H120V61H117ZM249 58H251V59H249ZM81 59H82V57L79 60L81 61ZM260 59H261V61H260ZM111 60H112V63L113 64H111V62H110ZM114 60L117 61L115 63L119 64L121 67L123 66L122 69H121V67H118L117 64L114 65ZM142 60H144V61H142ZM256 60H258V61H256ZM175 62H176V64H175ZM177 62H179V63H177ZM78 63L81 64L82 62H79L78 61L77 64ZM173 63H174V65H173ZM73 66L74 67L77 66L76 63ZM78 67L80 68V65L77 66V67H75V68L78 69ZM118 68H120L121 74H124V76H126L129 73L131 75L134 74V76H135L134 79L132 78L133 80H131V82H127L128 84L125 83V81L122 82L123 81L122 75H118L119 74L118 73L119 72V69ZM105 69H108V70L106 71ZM205 69H206V71H205ZM245 69H247V70H245ZM239 70L242 72V74H241V72ZM133 71H135V72H133ZM86 72H88V71H86ZM91 72H92V70H91ZM91 72H89V73H91ZM195 72H197V73L195 74ZM206 72H207V74H206ZM83 73H84V71H83ZM93 73H91V74H93ZM115 73H116V77L120 76L121 79L118 77L117 78L118 79L117 81L111 80V78L114 77ZM213 73H214V75H213ZM209 74H210V76H208ZM257 74H258V76H257ZM93 75H90V76H93ZM97 75L99 76V72H98ZM106 76H107V78H106ZM196 76H198V77H196ZM247 76H248V78H247ZM129 77H130V75L127 78H129ZM140 77H142V78H140ZM82 78H84V77H82ZM123 78L125 79V77H123ZM85 79H86V77H85ZM143 80H147V84L146 85H144V83H146V82L143 81ZM98 82H99V85H98ZM121 82H122V86H126L125 84H127V86H129V88H127L128 90L124 88L127 91V93H126V91L123 88L120 89V87H117V86H119L121 84ZM134 82H135V84H134ZM129 83L130 84L133 83L134 84V87L133 88L130 87V84ZM212 83H214V84H212ZM113 84H115V85L117 84L116 87L118 88V90H116L117 88L114 86L116 88V89H114V90H116V93L112 89ZM101 85H103V87H101V90H103V91L101 93L99 92L98 95H97V92H98L97 89H99L98 86H101ZM135 85H136V89L137 90L135 89ZM145 86H147V87L145 88ZM211 87H212V89H211ZM130 88H132L131 89V90H133L132 92H131ZM200 88H201V90H200ZM208 88H210V89H208ZM123 90H124L125 93L123 92ZM223 91H224V93H223ZM229 91H231V92H229ZM250 91H251V93H250ZM128 92H131V93L129 94ZM238 92H240V93L238 94ZM258 92H260V93H258ZM91 93H93V92H91ZM256 93H258V94H256ZM104 94H105V91H104ZM104 96H106V95H104ZM121 97H119V98H121ZM97 98H96V100H97ZM101 98H99V99H101ZM257 98H258V100L261 98V100H259V101H261V103H258L256 101ZM99 99L97 101H99ZM129 100H131V101L129 102ZM246 100H247V102H246ZM251 102H252V104H250ZM99 103H101V102L99 101ZM169 103H170V105H169ZM239 103L240 104L243 103V105L244 106L246 105L245 107H247V108H244V106L242 104L240 105ZM199 104H201V105H199ZM225 104H226V108H225ZM233 104H235V105H233ZM119 105L117 106L118 108L121 107ZM165 105H166V107H165ZM229 105H230V107H229ZM168 106H169V108H168ZM232 107H234V108H232ZM232 109H234V110L232 111ZM198 110H199V112H197ZM208 113H209V115H208ZM207 115H208V117H207ZM201 117H202V119H201ZM259 117H261V118H259ZM100 118L101 117H99V116H91L90 117V120H92L93 122L96 123V122H98L100 120ZM239 118L240 119H244L245 118V120H248V123L247 124L246 123H243L245 126L244 125L243 126H240L239 125L241 130L239 129V126L237 127L234 124L236 120L237 121H240V120H238ZM231 121L233 123H231ZM254 121H252V122H254ZM242 122H241V124H242ZM245 122H247V121H245ZM127 123H128V125H126ZM223 123L228 124V125L227 126L225 125L224 127H221V125ZM236 124H237V122H236ZM243 127L244 128L245 127L247 128V129L245 128L246 131H244ZM205 128H207V129H205ZM220 128H223V131H221L222 129H220ZM224 128L225 129L227 128V130H225ZM232 128H235V130H234L235 132H232L233 131ZM224 131L225 132L227 131V132L224 133ZM229 131H230V133H228ZM242 131H243V133H242ZM158 132L163 133L162 136L160 135V133L158 135L157 134ZM238 132H239V134H238ZM220 133H221V135H220ZM227 133H228V135H226ZM232 133H233V135H232ZM230 134L233 136V138L231 137ZM234 135H235V138H234ZM70 136L66 140L67 141L66 145H70L71 144V141H68V140H70V138L73 141H74V139H76V137H75L76 135L75 134H72ZM159 136H160V139H156L157 137L159 138ZM224 137L227 140L228 139L229 140L227 141ZM98 138H96V139H98ZM100 139H98V140H100ZM183 139H184V141H183ZM221 139H223L224 142ZM244 139L246 141H243ZM240 140H242L241 141L242 143H240ZM258 141L259 142H262L261 143V146L263 145L262 148H260V145L257 146V148H254V147H256V145H258V143H259ZM218 142H219V144H218ZM228 142H230V144ZM247 142H248V145L249 146L247 145ZM159 143H161V144H159ZM243 143H244V145H246V148L244 149V151L240 147L241 144H243ZM148 144H149V146H147ZM156 144L158 145L157 147L159 149L160 148H164L165 151H166V155L164 157L165 159L164 158L162 159L163 162L161 161V158L160 159L158 158L159 157V153L156 150H159V149H155L154 148ZM252 144H254L255 146L252 145ZM150 146H152V147H150ZM235 146H237V147L239 146L238 147L239 150ZM250 146H253V148L250 147ZM142 147L144 149H145V147L148 148L149 150L152 149V152L149 151L150 152V153L148 152L149 154L148 153L145 154V153H143L141 151ZM199 147H200V149H198ZM230 148H232V150ZM106 149H105V151H106ZM154 149H155V151H154ZM255 149H257V151H259L261 153L257 152ZM95 150L93 149V151H95ZM237 150H238V152H237ZM129 152H131L132 154H129ZM204 152H205V154H204ZM239 152H240V154H239ZM102 153L100 152L98 155H101ZM257 153H259L258 155H260V154L263 155V156H261L259 158H255L256 160L258 159L259 161L258 160L256 161L254 159L255 154L257 155ZM142 154H144V155H142ZM197 154H198V157H197ZM200 154L203 155V156H201ZM103 155H102V157H104ZM214 155H215V157H214ZM193 156H195V157H193ZM200 156L202 157V159H201ZM205 156H206V158L204 159ZM239 156H241V157H239ZM98 157H100V159L102 158L101 156H98ZM141 157H143V158H141ZM192 157H193V159H192ZM217 158H219V159H217ZM134 159H136L135 162H134ZM142 159H144V160H142ZM197 159L198 160H201V161H198ZM150 160L152 161V164H151V161ZM155 160H156V163L154 162ZM159 160L162 162V163L160 162L161 165L158 162ZM219 160L221 162H219ZM139 161H141V163ZM143 161H144V163H148L149 162V164H151L152 166L150 168H147V170L143 169L141 167V165L144 164V163H142ZM213 161H214V163H213ZM215 161H217L218 163H216ZM137 162L140 165H138ZM210 162H211V165H209ZM233 162H235V163H233ZM254 162H256V163H254ZM258 162H260L261 164L257 165ZM165 163H168V164H165ZM243 163H245V164H243ZM226 166L228 168H230V169H228V171H231L230 173L226 170V168H227ZM161 167H163L164 169H162ZM166 167H167V169H166ZM114 168H116V169H114ZM120 168H122V170L123 169L124 170L122 171V170H120ZM152 168H154V169L152 170ZM160 168H161V171L163 173L162 175H165V176H163L164 181H163V179L162 180H159L160 182L156 186L152 187V185L149 184V183L154 179L153 177L158 176V175H155L157 173H154V172L155 171L157 172V170H158V173H159L160 172L159 171ZM207 168H209V169H207ZM217 168H218V170H217ZM223 168H224V170H223ZM210 170H211V172H209ZM114 171H116L118 174L116 172H114ZM111 172H112L113 176H111L112 175ZM211 173H212V175L210 176ZM227 173L230 174V176L227 175ZM213 174H215V175L213 176ZM207 175H209V176H207ZM87 176H88V178H87ZM150 176H152L153 179ZM95 177H96L97 180H95ZM113 178H114L115 181L118 180L117 183H112L113 185H115L114 187H116L118 189L117 190L115 188L117 191L114 189L113 185L111 184ZM92 179H94V180H92ZM136 180H139L140 181V184H139L138 187H135L133 189H130L129 191L121 188V186H123L125 184H130V183H132V182H134ZM86 181H87V183H86ZM225 181H227V182H225ZM244 181H247V182H244ZM262 181H263V183L260 185V183ZM84 182H85V184H84ZM89 186H91V187H89ZM227 187L225 186V188H227ZM61 189H64V187H62ZM113 189H114V191H113ZM153 189H155V190H153ZM164 189L165 190H168V191H165ZM252 193L255 194V195H253ZM115 195H118V196H115ZM187 199L185 198V199L181 200L180 201L181 204H179V202H178L179 209L183 208L184 210H186V209H189L190 208L189 210H187V211H189V214H190L187 217H189L191 219H193V218L198 219L199 218L198 219V222L195 219L194 220L197 223L193 220L196 224L194 223L195 225L192 227L193 229H191V231H192L193 234L191 233V235L188 236V238H190V240L189 239H186L187 236L185 238V235H183L185 233H183L180 236H178L179 237V240L180 239H182V240L183 239H186V240H183V241L180 240L178 242L177 241L178 240L177 239L178 237H176V242L178 244H176V243L173 244L172 241H170L169 239L168 240L171 242V244H169L170 242L168 240L165 242V245H167V247L170 246V245H172V244L175 245V247L172 250V252H170V253H168V254L165 255L164 258L166 260L164 259L165 262L164 261L163 262H164V264H169L170 262L173 263V262H175L177 260L178 264H182V263L183 264H192V263H194V264L195 263H198V264H215V262H216V264H218L219 263L218 260H220V257L218 258V260L216 258H214V259H211L210 258V259H208V261L205 258L206 254H207L205 251H208L207 250L208 244L210 245V243H211V245H213L211 247H214V246L216 247L218 243H219V245L221 244L220 246H222V245L223 246H226V244L234 243V242L236 243V241H235L236 238H234L236 232H234V234L232 233L233 234V237H231V239L229 237H227L228 240L227 239H223L221 241V239H219L220 238V234H219L220 230H217V233L219 234L218 239H217L216 236H214V237L211 236L213 234L212 233V234H210V236H211L210 238L213 237V239L210 240V238L209 239L206 238L205 233L207 234V232H205L203 234V232L206 231L208 229V227H209V226H207L208 224L205 223L206 220H204V219H207L208 218L207 220H209V225H211L210 221L213 219L211 221L212 222L211 227H215V225H217V224L215 223V225L213 226V222H217L218 221V218H219L218 216H220L221 214L224 216V219H227V218H225V216H226V214L227 215L229 214V211H228L229 209L231 210L233 208L230 212L232 213V211H233V213L234 214L236 213V215L237 214L239 215L240 213L239 212L238 213L237 212H234L235 209H234V207L232 205H230L232 208L230 207L229 209H224L225 207L219 209L218 207L215 206L216 202L213 201V202H215L214 207H215L216 211H215V209H213V211H210L209 210L210 212L207 211L206 212L207 214H206L204 208L206 207V203H209L210 204L209 201L203 200L205 202V205L203 204L204 202L203 203L202 202H199L198 205H197V203L196 204L193 203L194 207H192V201H191V199H189V198H187ZM3 200H5V198H3L2 200L0 199V204H3V202H6V200L5 201H3ZM213 202H211V203L213 204ZM229 202H230V204H229ZM239 202H241V203H239ZM187 203H188V205H187ZM199 204H201V205H199ZM139 205H141V206H139ZM236 206L237 205H235V208H237L236 209L237 211H240L242 209L240 207H239L240 209H238V207H236ZM140 207H141V209H140ZM175 207H178V205L171 207V209L173 208V210H175L176 209ZM243 207H245L247 209L248 206L247 205H243ZM191 208H192V210H191ZM202 208L204 210H202ZM72 209L75 210V211H72ZM217 209H219V210H217ZM246 209H244L243 211H240V212H243L244 213V211L245 212L247 211ZM221 210H224V214L225 215L222 212H220ZM225 210L227 211V213H226ZM201 211H202V213H201ZM192 212H194V213H192ZM197 212H198V215H197ZM199 213L202 214V216ZM246 213H250V212L247 211ZM114 214H116V213H114ZM193 214H196V215H193ZM110 215L112 216L113 214H110ZM116 215H118V214H116ZM229 215H231V214H229ZM236 215H232L233 217H230V221H232V218H234L233 220H235V217L234 216H236ZM238 215L236 216V218H239ZM243 215L245 216V213ZM199 216H201V217H199ZM112 217H115V216H112ZM118 217L119 216H117V218ZM183 217H186V216H183ZM216 217H217V220L215 219ZM260 217H261V220L259 219ZM222 218L223 217H221L219 219L220 220V224L223 221ZM184 219L185 218H183V220ZM227 220H228L227 223H229V226L232 225V222L230 224L229 219H227ZM249 220H250V222H249ZM118 221L119 220H115V223H117ZM178 222H174V223L171 222L172 226L170 225L171 227H169V228H171V229H173V228H175V229L176 228L177 229L178 228H181L182 229V226H181L182 224L180 226H179V224H177L179 227L176 226V225H174V224H176ZM223 222L225 224L226 221L224 220ZM180 223H182V222L180 221ZM217 223H219V221ZM236 223H238V222H236ZM236 223H234L233 225H235ZM204 224H206V226H204ZM220 224H218V226H222L223 225V223H222V225H220ZM227 225L225 224V226H227ZM248 225L251 226V227H249ZM218 226H216L215 228H218ZM225 226L223 225L222 228H225ZM206 227H207V229H205ZM196 228H197V230H194ZM215 228H213V229H215ZM220 228L221 227H219L218 229H220ZM177 229H176L175 232H177ZM181 229H179L180 232H182ZM213 229H211V230H213ZM191 231H189L188 234ZM215 231L216 230H214V233H216ZM211 232H213V231H211ZM244 232H246L245 229H244ZM195 233H197L196 236H195ZM199 233L202 234V235L200 236ZM125 234L127 235V233H125ZM129 234H128V236H129ZM133 235L139 237V233L138 232H135L134 231L133 232ZM213 235H215V234H213ZM236 235H238V233ZM251 235H252V233H251ZM1 236H0V247L2 245L4 246L5 245L4 244L5 242H8L9 241V239H8L9 238V234L4 235V236L2 234ZM135 236H134V238H136ZM182 236H184V238H182ZM204 236H205V238H204ZM230 236H232V235H230ZM99 237H100V235L95 236V237H91L89 240H87V242H86V244H85V246L83 248H81V249L80 248H77L76 249L77 251H74L71 254V258L73 259V257H76V260H77L78 259L77 257H79V260H77V261H80V256L84 254L83 252H85V254L86 253L88 254L89 252L91 253V251L94 249L95 245H97L96 243H98V240L100 241V238ZM236 237L239 238V236H236ZM125 238H127V236H125ZM6 239H8V240H6ZM174 239H171V240L174 241ZM191 239H192V241H191ZM29 240L31 241V239H29ZM49 240H50L49 241L50 243L47 242V243H49V245H47V246H49L50 248H53L52 246L55 245V243H54L55 242L54 241V237L51 238V239H49ZM194 240H196V241H194ZM263 240H264V237L261 238V242H263L261 245H264V241ZM34 242H35V244H38L39 241L38 242L37 241H34ZM185 242H187V243H185ZM8 243H10V241ZM24 243L28 245L27 246L28 248H30V247L33 248L35 246V245L31 244L30 242H28L27 240ZM24 243H23L22 246L25 248L26 246H24ZM224 243H226V244H224ZM184 244L186 245L187 248H185V245ZM6 245L8 246V244H6ZM219 245L217 246V248L220 247ZM230 245L231 244H229V246ZM7 246H4V249L5 250L3 249V247H1V249H0L1 250L0 251L1 254H3V252H6L7 250H8V253H9L10 248L7 247ZM22 246H20V247L18 246L20 248V250H21L20 251L21 252L20 254H22V248H23ZM18 247H16V250H14L15 248H12V249L14 251H17L18 252L19 251V249H17ZM116 247H118V246H116ZM116 247L114 248V251L116 252V255L117 256H120V254H121V256H123V254H124V257H126L127 260H128L127 264L129 263V260L130 261L132 260L133 263L135 262V264L136 263L137 264H142V261H140V260L138 261L139 258L136 259V260H134L135 259L134 257L136 256V254L131 255V253H133V252L135 253L138 250H142L143 249L142 247L139 248V249H136V250L134 249L135 251L132 250V252L131 251L129 252L128 250H130V249H127V251L129 252V253L127 252V255H131L130 257L129 256H126V254H125L126 252L124 253L123 250L125 249V247L124 248H121V246L118 247L120 249V251ZM191 247H192V249H191ZM38 248H39V246H38ZM104 248H105V246H104ZM208 248H210V247H208ZM88 249L89 250L91 249V250L89 251ZM112 249H113V247H112ZM185 249H187V250H185ZM13 250H12V252H13ZM86 250L89 251V252H86ZM100 250L97 251V252H100V255H98L97 257L93 258V260L90 259L91 257H88L90 255H86L87 256L86 258H89L90 260L86 259L85 258V254H84L85 260L87 262L90 261L89 262L90 264H99L103 260L104 261L110 260L112 262L114 260L115 263H113V264H118V263L121 264L122 263V262H120L119 257L118 258H114L112 255L110 256L111 259L113 258L112 260L109 257H108L109 259H104V257L106 255H108V250H110V246L107 247V248H105V249H102V251H100ZM121 250H122L123 254H122ZM114 251L111 250L110 253H112V252L114 253ZM117 251L120 252V253L118 254ZM239 251L242 252L244 250L241 249ZM12 252L9 253L10 260H11V256L13 255ZM32 252H30L31 254L30 253L27 254L28 257H29L28 259H30L32 257L34 258L35 253H32ZM97 252L96 253L93 252L94 255L98 254ZM6 253L4 254V258H5V256H7ZM173 253H176V254H173ZM183 253L184 254L186 253V255L184 257L182 256V255H184ZM263 253H264V250L262 251L261 254H263ZM69 254H67V255H69ZM14 255H15L14 258H16V257L19 258L18 256H21V255H19V253L17 254L18 256L16 255V253ZM91 255L94 256L92 253H91ZM194 255L196 257H194ZM132 256H134L133 257L134 259L132 258ZM180 256H182L183 258L180 259ZM102 257H103V260L100 261ZM172 257H173V259H172ZM4 258L1 257L0 259L3 260ZM122 258H121V260H123ZM128 258H132V259H128ZM174 258H175V261H174ZM170 259H172V260H170ZM263 259H264V256H263ZM8 260L7 261L5 260V263L8 262ZM85 260L83 259V261H85ZM83 261L81 260L79 264H81ZM107 262H106V264H107ZM252 262L251 263L254 264V261H252ZM130 263L132 264V262H130ZM251 263H249V261L246 262V264H251ZM2 264H4V262ZM8 264H11V263H8ZM38 264H40V263H38ZM77 264H78V262H77ZM103 264H105V263H103ZM123 264H126V263L123 262Z\"/></svg>",
    "mask_w": 264,
    "mask_h": 264
}]
</instances>
